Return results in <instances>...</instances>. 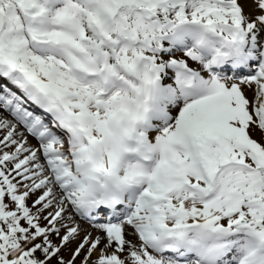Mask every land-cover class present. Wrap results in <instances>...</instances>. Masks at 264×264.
Here are the masks:
<instances>
[{
  "label": "snow or ice",
  "instance_id": "1",
  "mask_svg": "<svg viewBox=\"0 0 264 264\" xmlns=\"http://www.w3.org/2000/svg\"><path fill=\"white\" fill-rule=\"evenodd\" d=\"M0 264H264V0H0Z\"/></svg>",
  "mask_w": 264,
  "mask_h": 264
}]
</instances>
